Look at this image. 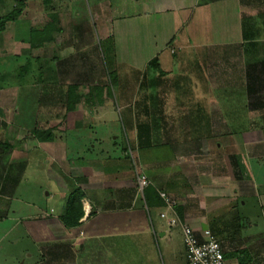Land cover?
Listing matches in <instances>:
<instances>
[{"label":"crops","instance_id":"1","mask_svg":"<svg viewBox=\"0 0 264 264\" xmlns=\"http://www.w3.org/2000/svg\"><path fill=\"white\" fill-rule=\"evenodd\" d=\"M228 2L233 3L231 18L226 16L227 21L233 22L232 28L221 23L218 17L217 21H210L212 9L220 6L221 9L227 10ZM54 10V7L49 8V11ZM94 11L102 35L113 40L112 72L105 74L100 67L98 75L86 79L79 77L76 80L65 76L66 71L63 72L59 77L62 88L51 90V100L42 112L44 124L35 127L37 130L50 131L52 140L44 142L32 137L22 139L18 145L23 147L30 143V149L34 152L32 158L25 155L23 161L20 159L23 154L17 155V160H12L8 154L0 155V223L4 220L7 225L16 223L15 226L21 228V232L14 235L15 242L23 239L26 245L24 253L29 259L32 254L35 255L36 264H43L45 255L49 256L50 252L57 255L53 264H164L163 256L156 250L157 247L162 243L167 255L173 254L168 252L169 246L173 245L176 236L182 239V234L179 226L169 227L167 222L160 218L166 210L163 203H160L159 192L174 201L177 219L199 234L208 230V227H202L204 221H199L200 212L192 210L189 200H231L240 190L243 191V183H248L247 180L250 182L248 178L245 182L241 179L238 182L240 187H233L232 194L227 192L229 169L223 156L216 152L217 139L220 137H217L215 131L243 128L264 131V0H95ZM202 17L208 19L203 21L204 31H201L200 24L198 25ZM42 22L34 20V25H40ZM52 30L55 31L54 28ZM49 38L50 42L54 41L53 36ZM90 42L92 43L86 44L83 49H87L88 45L92 47L93 61L95 67H98L100 61L97 62L98 55L94 50L96 47L92 40ZM7 43L5 46L0 45L4 52ZM47 45L52 47L51 43ZM66 47L78 48L73 45ZM206 48L232 53L223 54L221 58L212 54L197 58V53H193ZM37 50L39 49L34 51ZM69 51L63 47L55 60L57 64L63 63L62 60L71 56ZM231 55H236V62L241 61L239 63L243 65L237 72L230 68L234 65ZM153 59H157L159 70L164 75L154 81V85H146L140 79L147 78L143 76V71ZM216 64H223L224 68L230 70L221 68V76L215 72L210 73L209 67ZM118 66L131 68L134 71L130 72L132 78L122 79L117 72ZM150 72L157 74L152 69ZM107 77L112 78L113 84L106 85ZM214 79L216 83H224L223 86L213 88ZM233 80L239 82L238 95L243 98V118L238 122L235 115L234 119H231L230 115L228 117L223 108V112L218 109L210 111L209 106L215 102L216 97L225 100L228 96H234L233 92L237 88L231 86ZM88 81L100 85H72L74 82ZM161 81L165 82L168 89L165 95H158ZM72 86L76 88L74 95L80 98V102L73 111L68 112L65 107L67 89ZM131 91L133 92L130 100L127 92ZM111 101L114 105L119 103L120 106L116 109L121 114L120 119L124 121L122 147L126 143L133 145L132 154L137 159L138 169L149 181V186L142 193L137 190L134 170L125 154L126 151L122 148L116 158L110 156L101 162V152L99 158L92 156L95 147L104 141L97 143L98 141L87 139L88 143L84 148L74 153L78 157L83 154L86 157H79L78 162L72 163L68 157L72 154L67 148V136L58 142L55 141V114L60 111L65 115L79 113L78 119L85 121V129L89 127V123L91 126L94 122H101L106 118L103 113L111 110ZM148 109H161L163 113L164 121L160 125L159 133L160 145L139 151L134 147L137 142L136 123L138 117L139 121H142ZM78 119L74 121L73 126L78 124ZM125 126L127 133L124 132ZM85 132L87 133L86 130ZM227 134L229 135L224 132L221 135ZM114 142L111 146L116 147ZM205 146L212 152L201 156L200 152H204ZM27 157L31 158L32 163L34 160L32 173L34 179H39L38 184L28 191V194L35 195L36 203H29L20 198L15 211L10 212L8 204H2L1 199L12 200L19 186V177L23 176L22 172L27 167ZM263 158L259 154L252 159L256 160V164H260ZM217 159H220L218 172L214 171L213 166ZM121 161L125 163L119 166ZM244 161L241 157L246 175L251 178L250 170ZM195 165L208 168L209 173L197 169ZM46 188L50 190L46 191ZM75 189H79L83 194L82 217L77 227L67 229L60 223L59 216L63 213L69 194ZM255 192L264 193V183L256 187ZM144 195L147 198L146 203ZM261 197L264 198L259 196ZM41 200L42 202H39ZM51 201L56 203L54 208L51 207ZM28 204V209L24 208ZM260 208L264 212L263 205ZM199 209L203 211L201 206ZM177 210H180V216ZM167 216L171 215L168 213ZM194 217L199 220L196 221ZM12 227L0 235V243L10 237ZM172 228L178 232L175 233ZM181 239L177 243L176 251L178 248L179 251L175 253L174 260L182 256L184 258ZM28 241L31 247L26 244ZM255 247L254 254L250 252L253 259L262 256V259L257 261L264 263V242L257 243ZM31 248L32 254L28 252Z\"/></svg>","mask_w":264,"mask_h":264},{"label":"rangeland","instance_id":"2","mask_svg":"<svg viewBox=\"0 0 264 264\" xmlns=\"http://www.w3.org/2000/svg\"><path fill=\"white\" fill-rule=\"evenodd\" d=\"M100 1L106 2L108 0ZM15 5L17 4L14 0H0V17L8 14ZM94 5L95 0H25V5L20 6L22 13H20L15 22L7 23L5 25V31L0 34V45L4 44L5 46L6 42H8L6 46L7 51L5 50L4 52L3 48L1 49L0 47V140H3L13 146L14 150L7 153L9 158H12V160H17L18 157L16 158V156L20 154L24 155L20 158L22 161L25 159V155H29L32 158V154L34 152L30 149L32 148L30 143H26L27 145L23 146L25 147L23 150V147L19 146L18 142L25 138H31L30 134L33 130H35V127H41L44 124V120L42 119L44 113L42 112L45 110L44 107L47 106L48 101L51 100V90H60L62 88V84L59 82V77L63 72L66 71L67 73L64 75L73 77L74 80L79 77L80 79H86L88 77L96 76L101 68L105 71V74L110 73V71L112 72L111 43L113 40L109 36L105 37L102 35L100 23L98 22V18L96 17L94 11ZM232 6L233 3L228 2L227 10L221 9L220 6L213 8V12L210 14V21H217L218 17L221 23L223 22V24H228L227 26L232 28L233 22L227 21L228 18H226V16L231 18V15L233 14L231 9ZM50 7L55 8L54 12L49 11ZM204 19H207V17H202L200 23H198V25L200 24L201 31L203 30ZM34 20L43 22L40 25L39 23H35L34 25ZM52 28H54L55 31H53ZM204 29L206 30L205 26ZM203 34L204 33H202V35ZM49 36H53L54 41L50 42ZM57 40H60V42H57ZM91 40L94 42V47H96L94 50L98 55L97 62L99 63L100 61L98 67H95L96 64L93 61L92 47L88 45L90 47L87 46V49H83L86 44L92 43L90 42ZM50 43L52 44V47L47 45ZM66 45H73L78 48H67ZM64 46L65 49L70 50L69 54L71 56H67L65 60H62L63 63L57 64L55 60L59 57ZM36 48L39 50L34 51ZM60 49L62 50L60 51ZM193 53H197V58H201L202 55L209 54H212L216 58H221L223 57V54H231L232 51L206 48L196 50ZM231 56L234 58V60H232L234 65L230 68L235 69L237 72L241 67L243 68V65L241 66V63H239L241 61L239 60V62H236L238 58L236 55ZM87 57L88 60L86 61ZM221 68H224L223 64H216L214 67H209L210 73L215 72L221 76ZM230 68L225 67L224 69L227 71L230 70ZM150 70L151 69L146 67L143 71V76L145 75L147 78L144 77V79H140L141 82L146 83V85H154V81L159 80L158 74H152ZM71 71L73 73H71ZM117 72H119V75L122 76V79H127L128 77L132 78V74L130 72L134 73V71L127 66H118ZM106 79V85H111V83L113 84L110 77L105 78V80ZM50 80H52V82ZM214 80L215 83L212 84L211 82L213 88L218 89L219 86H223L224 83H216V79ZM93 84L100 85V83L89 81L86 83H72V85H78V87H88L93 86ZM161 84L162 86L159 89L158 95L160 93L161 95H165V93H168V89L165 86V82L161 81ZM126 85L128 84H125V86ZM238 85L239 82H235L233 80L231 86H236L237 88L236 91L233 92L234 96H228L225 100L221 97H216L214 99L215 102L211 104L212 106L209 105L210 111H216L217 109L221 111L223 108L224 113L228 114V117L230 115L231 119H234L233 115L236 116L237 122L240 118H243V98L238 95ZM132 92L133 91L130 93L127 92L130 100L132 99ZM87 100L89 101V99ZM95 100H97V98ZM91 104L93 103L91 102ZM118 104L114 105L111 101L109 104V108H111V110L103 113V117L106 118L101 122H94L91 126L89 123V127L85 129V121L78 119L80 118V115H78L79 113H70L65 115L61 113L62 111H60L59 114H55L57 118L55 121L57 129L54 130L55 141L57 140L58 142L59 139H63L64 136H67L69 143L67 148L72 154H69L68 157L72 163L78 162L79 157H86L84 154H79L80 156L78 157L74 153L84 148L86 143H88L86 142L87 139H92L93 142L94 140L98 141L97 143L104 141L103 143H100L101 145L95 147L96 150L93 152L94 155L92 158H99L100 152L102 154L100 157L103 156L101 162H103V160L107 157L111 156L116 158L118 156L117 154L120 153L122 143L124 142L121 137L123 135L122 127L124 121H121V114L118 113L116 109V107L120 106ZM241 111L242 113H240ZM217 115L219 117L218 112ZM92 116L93 115H90V117ZM77 119L78 124L73 126L74 121ZM239 125L240 124L238 123V126ZM73 127H75V129H73ZM50 128H52V125ZM71 129L73 130L70 131ZM59 132H62L63 134ZM124 132H128L126 130V126ZM215 132L217 137L221 136L217 139V146L215 147L216 152L223 156V159L229 169L228 176L230 181H226L227 192L232 194L233 187L237 188L241 186V184H238L241 179H236L237 176L234 175L233 168L228 164L227 156L229 154L235 153L244 158V163L250 170L248 171L249 174H251L252 180L249 178L250 182L247 180L246 182L248 183H243V191L240 190L234 198H231V200H228L230 198H221V200L211 202L201 201L199 199L197 200L196 198L194 201L192 199L189 200V206L192 207L193 211L200 212V216H198L200 220L196 219L197 217H194V219L196 221L203 220V228L211 225L218 226L219 224L221 226V224L225 221H231L234 218L247 219L249 224L247 222V227H244L242 230L240 229L241 231L238 237L230 238L229 234L232 233V229H230L221 238L220 244L223 253L245 249L248 256L253 259L254 257H252L253 255H251L250 252L252 251L253 253L255 251V245L257 243L264 242V212H262V209L260 208L261 205L264 207V198H259V196H264V193H254V189L256 187L258 188L261 183H264V158L260 164H256V160L252 158L259 154L264 157V131L247 130L243 128L242 130L231 129L228 131L219 129ZM224 132L229 133V135H227L229 136L227 139H222V137H227L221 135ZM113 142L114 144L116 143V147L111 146V143ZM20 149L22 151H20ZM203 150V153L200 152L201 156L207 154L208 152H212L209 151L207 146H205ZM125 151V154L128 157L127 150ZM130 151L133 152L132 150ZM123 156L126 157L124 152ZM31 158H29V160L25 163V166H27L26 169H22L24 171L22 172L23 176L19 177V186L17 191H15L12 200L1 199L2 204H8L10 212L15 211L20 198H23V200L29 203H36L34 200L35 195L33 196L31 193L28 194L31 187L37 185L39 182V179H34L35 177L32 173L34 160L32 163V160H30ZM134 159L136 168L138 169L136 157H134ZM124 163L125 162L122 163L121 161L119 166ZM197 167L198 166H196V168ZM197 169L208 172V168H205L204 166H199ZM138 172L141 171L138 169ZM243 182H245V180H243ZM36 190L38 189L36 188ZM48 190H50V188H46V191ZM248 191L251 193L249 194ZM39 202H42V200ZM55 204L56 203H54V201H51V207L54 208ZM28 206H30V204L26 205L24 208L28 209ZM199 206L203 208V211L200 209L198 210ZM33 211L36 212L35 209H33ZM30 213H32V209H30ZM5 223L4 220L0 223V235L7 232V229L11 226L13 227L10 237L3 243H0V264H36V257L31 253L32 248L30 250L28 249V252L32 254L29 259L27 258L28 255L24 253L26 245L23 239L21 238L20 241L15 242L14 235L20 233L21 228L19 226H15L16 223H13V225L11 223L8 225ZM174 229L175 228H172V230ZM174 232L177 233L178 231L175 229ZM180 239L181 237L179 238V236H176L173 245L169 246L168 252H173V254L167 255L164 251L162 243H160V247L158 246L156 250L163 256L162 263L185 264L183 256L180 257V259L178 258L177 260H174L175 253L179 251V248L176 251V247ZM26 244L31 247V243L29 241L26 242ZM55 256L57 257L56 254L50 252L49 256L45 255V259L42 263L53 264ZM261 257L262 256L258 259H253V261L260 260L262 259ZM227 261L232 262L230 259Z\"/></svg>","mask_w":264,"mask_h":264},{"label":"trees","instance_id":"3","mask_svg":"<svg viewBox=\"0 0 264 264\" xmlns=\"http://www.w3.org/2000/svg\"><path fill=\"white\" fill-rule=\"evenodd\" d=\"M14 2L17 4L15 5L12 10L0 17V34L4 32L5 25L7 23H13L16 21V19L19 17L20 13H22L20 6L25 5V0H14ZM147 67L149 69L155 70L159 77L163 76L164 73L159 70L157 59L151 60ZM112 80V78H111ZM75 87H68L67 89V103L65 104L66 110L73 111L75 109V106L80 102V98L78 96L75 97ZM144 101L145 98H142ZM148 100V99H147ZM151 103V100H150ZM146 109V108H145ZM140 117H138L137 120V129H136V138L137 142L134 146L137 150H144L148 148L158 147L160 145L159 143V133L160 125L164 121V116L161 111V109H156L155 111H152L151 109H148V111L145 113L144 118L142 121H139ZM122 121V119H121ZM147 122V123H144ZM124 126V125H123ZM228 135V134H227ZM222 135V136H227ZM32 138L38 141H51L52 135L50 131H41V130H33V132L30 134ZM221 137V136H218ZM147 139V140H146ZM133 146V145H132ZM129 144H124L122 147V150L125 152V150H133V147ZM13 149V146L5 141L0 140V155H5L9 153ZM220 159H217L216 164L214 163V171L218 172L220 170V165H218ZM227 160L229 163V166L233 168L234 175L237 176V178L247 180L249 179L248 176H246V170L241 163V157L235 153L229 154L227 156ZM133 169V167H132ZM153 191V190H152ZM155 193V192H154ZM157 195V194H155ZM157 197V196H156ZM83 198V194L79 189L73 190L65 203L63 213L59 216V221L63 225L64 228L71 229L78 226V222L82 217V210H81V200ZM158 198V197H157ZM145 203L147 201L146 196L144 195ZM162 204V202L160 201ZM179 213V216L181 215L180 210H177ZM248 220L247 219H241V218H234L231 221L227 220L223 224H220L218 226L211 225L208 227V230L210 233L219 241H221V238L224 236V234L232 229V233L229 234L230 238H236L239 236L240 231L247 227ZM241 229V230H240ZM221 245V244H220ZM224 258L226 260H236L238 264H246L248 262L253 261L248 256V253L245 249L243 250H236L234 252L230 253H224ZM257 261V260H254Z\"/></svg>","mask_w":264,"mask_h":264},{"label":"built area","instance_id":"4","mask_svg":"<svg viewBox=\"0 0 264 264\" xmlns=\"http://www.w3.org/2000/svg\"><path fill=\"white\" fill-rule=\"evenodd\" d=\"M127 154L135 173L137 190L142 193V191L149 186V181L144 174L138 172L132 152L127 150ZM158 197L166 210L165 213L160 215V218L165 220L169 227L179 226L181 230L185 264H238L237 262H228L224 258V253L219 241L209 230H204L196 234L187 224L181 223L175 215V203L170 197L160 192L158 193ZM168 213L171 215L170 217L167 216ZM246 264L264 263L260 261H251Z\"/></svg>","mask_w":264,"mask_h":264}]
</instances>
